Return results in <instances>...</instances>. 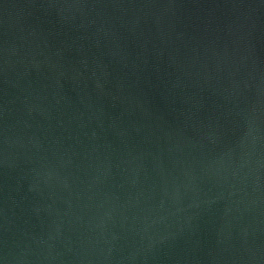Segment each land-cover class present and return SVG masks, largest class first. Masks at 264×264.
Listing matches in <instances>:
<instances>
[{"label": "water", "instance_id": "water-1", "mask_svg": "<svg viewBox=\"0 0 264 264\" xmlns=\"http://www.w3.org/2000/svg\"><path fill=\"white\" fill-rule=\"evenodd\" d=\"M0 264H264V0H0Z\"/></svg>", "mask_w": 264, "mask_h": 264}]
</instances>
